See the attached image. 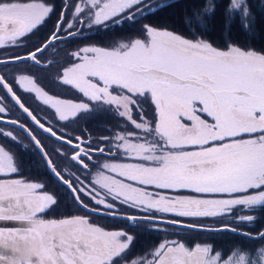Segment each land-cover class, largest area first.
<instances>
[{"label": "snow or ice", "instance_id": "1", "mask_svg": "<svg viewBox=\"0 0 264 264\" xmlns=\"http://www.w3.org/2000/svg\"><path fill=\"white\" fill-rule=\"evenodd\" d=\"M165 6L153 7L150 0H65L51 32L33 40L43 35L54 6L47 0H0V50H15L0 56V123L27 133L57 182L87 213L45 219L56 196L24 178L13 150L0 144V264H264V246L217 249L179 239L130 257L133 235L91 220L111 218L175 236L230 232L264 240V230H243L258 219L244 213L264 209V52L233 44L220 49L141 22ZM212 10L209 4L204 15ZM228 12L238 13L248 27L246 0H230ZM194 16L187 23L203 28L200 14ZM94 30L139 35L105 43L94 41ZM76 37L89 42L71 52L60 47ZM45 73L50 83L80 98L46 90ZM25 96L41 107L28 105ZM143 103L153 106L152 120ZM17 109L24 120L8 119ZM44 109L51 120L40 115ZM104 114L124 125L105 128L111 135L85 138L70 137L52 122ZM26 121L67 145L70 156L54 151L68 157L84 179L59 168ZM0 136L17 142L12 131L0 128Z\"/></svg>", "mask_w": 264, "mask_h": 264}, {"label": "trees", "instance_id": "2", "mask_svg": "<svg viewBox=\"0 0 264 264\" xmlns=\"http://www.w3.org/2000/svg\"><path fill=\"white\" fill-rule=\"evenodd\" d=\"M54 3V13L50 16V18L47 20L46 24L42 27L43 29L41 30L42 32V38L46 34H48L56 20L55 17L60 16L61 10L63 7L60 5H63L61 3L62 0H51ZM161 0H152L150 2H156V6L158 2ZM207 0H171L169 2L164 3L163 5H166L165 7L157 8V11L155 14L149 15L146 19L142 20V23H149L152 24L156 27H161V28H167L171 31L178 32L186 37H190L188 34L191 33V31L188 28V23L187 20L189 21L191 18L194 17L195 11L200 10L201 7H203L204 3H206ZM229 3L230 0H216L215 1V9L212 12V15L207 19L206 23H203V28L196 27L197 31L195 32L197 34V37L200 35L205 37L206 39L210 40L213 44V46L220 48V49H226L229 43H236L239 47L244 48V49H252L257 52H264V7L259 4V2H253L252 0H249V6L251 13L253 15V24L250 28H245L242 25V22L240 20V15L234 16L232 19L230 18L228 8H229ZM136 27H139V25H136ZM193 28V27H192ZM184 31L185 34L182 32ZM199 31L201 33H199ZM192 34V33H191ZM135 36L139 35V33L136 32H130L127 30L124 31H119V30H114L111 33H106L102 30L96 31V34L94 37L102 39L103 42H106L108 39L114 37H119V36ZM41 37H37L36 39ZM106 38V39H105ZM96 41H101L96 39ZM85 42L89 41H81L80 37L76 38H68L64 44H66V47L70 49H74L75 47L79 46L80 44H83ZM68 88V87H67ZM74 92V97L73 98H79V94L75 91ZM79 122L78 120H72L70 123L71 124H77ZM84 129L86 130H91L94 132H99L98 127H96V122L93 120H89V123H85L83 125ZM88 128V129H87ZM68 134V133H67ZM69 135V134H68ZM70 136V135H69ZM42 140V139H41ZM17 152L21 153V150L17 149ZM22 154V153H21ZM35 154V160L38 163V159L41 161V166L40 164H34V171H29L28 166H26L23 175L27 176L28 178H33L35 177L42 178L45 183L46 187L48 189L56 188V190L61 189V191L70 197V194L67 192V189L61 186L55 177L49 172L47 169V166L39 153V151L35 148L34 151ZM23 155H19V160L23 164L25 161L27 162V159H23ZM62 201L66 199V202H61V206L57 207V210L55 213L60 214V215H68L72 211V207L68 205L67 203V198L61 197ZM73 204H75V201L72 200ZM76 205V204H75ZM252 214L256 215L258 218L253 224L247 226L246 228L248 231L257 233L261 231L264 228V209H260L255 212H251ZM50 216L51 213H50ZM58 217V216H57ZM170 231L162 232V239L164 240V237L170 236V239L174 237L179 238V236L175 235H170ZM196 235L197 239L190 240L189 235ZM209 233L199 231V232H188L186 235H180L181 239L183 236H187V241L186 243L189 244V246L194 245V243L198 240L201 239V236L208 235ZM165 235V236H164ZM211 235H214V233H211ZM232 234H228V236H231ZM233 238L236 239L235 244H239L238 240L239 238L238 235L232 236ZM241 237V236H240ZM154 239V243H156V240ZM242 241V239H240ZM151 242V236L146 235L145 238L143 239H137L135 240V246L138 244L142 245L148 244L147 247L150 246ZM152 244V243H151ZM217 244V243H215ZM134 246V247H135ZM133 247V250H135Z\"/></svg>", "mask_w": 264, "mask_h": 264}, {"label": "rangeland", "instance_id": "3", "mask_svg": "<svg viewBox=\"0 0 264 264\" xmlns=\"http://www.w3.org/2000/svg\"><path fill=\"white\" fill-rule=\"evenodd\" d=\"M150 1H152V0H150ZM169 1H171V0H161V1L158 2L157 5H161V4H164V3L169 2ZM215 1L216 0H207L206 3H204L203 7H201L200 10L195 11V14H197V13L200 14L202 23H206L207 19L212 15V12L215 9ZM252 1L253 2L254 1L255 2L258 1L259 4L264 7V0H252ZM47 2L54 6V3L51 0H47ZM67 2L69 3V5H71V4H74L76 2V0H67ZM246 2H247L248 9H249V12H250V17H249V20H248V27H247V29H248V28H250L252 26L254 20H253V15H252L251 10H250L249 0H246ZM61 3L63 5H60V6L63 7L64 4H65V0H62ZM150 3L153 5V7H156V2H150ZM209 4L212 5L213 10L208 15H204V10L206 8H208ZM70 14H71V8L69 9V12H68L69 16H70ZM229 15H230V18L232 19L234 16L239 15V14L236 13V12H233L232 14H229ZM58 17L59 16L55 17V20L58 19ZM194 20H195V16L193 18H191L189 21H194ZM240 20L242 22L241 16H240ZM188 25H189V23H188ZM242 25H243V22H242ZM190 27L191 28L193 27L192 29L194 30V33L197 31L195 23H192L191 25L188 26V28H190ZM94 32L96 34V30H94ZM182 32L185 34L184 31H182ZM176 33H178V32H176ZM191 33L188 34L190 37H187V38H189V39L197 38V34L196 33L193 34V31H191ZM199 33H201V32L199 31ZM48 34H46L45 36H47ZM85 34L87 35L88 33L86 32ZM178 34H180V33H178ZM199 38H202V39L212 43L210 40L206 39L205 37H203L201 35L199 36ZM93 39H94V41H96V39L102 40V39L97 38V37H93ZM111 41H112V38L108 39L105 43H110ZM85 43H87V42H85ZM83 44H80L79 46L75 47L74 49H70L69 50L66 47V44H64V42H63L62 44H60V47L64 48L65 52H71V51L76 50L78 47H82ZM229 44L237 45L235 42L234 43H229ZM13 51H15V50H8V51L0 50V56L10 55V54H12ZM60 55H61V58H63L65 53L62 52ZM34 71L40 72L41 69H34ZM50 71L51 72H55V69L53 68ZM44 75L46 77L45 81H44V86L46 87V90H49L53 94L59 93L62 96V98H65V99H76V98H73L74 97V92H73L74 90H71L69 87L68 88L67 87H63L62 88V87H60L57 84L50 83L49 82L50 81V77H48V74L45 73ZM79 98H77V100ZM9 104H11V101H9ZM29 105H31L33 108H40L41 107L40 105L35 104L34 101H32V102L30 101ZM142 108H143V110L145 112L146 118L149 119V120H152L153 119V115H154L153 106L150 103H143L142 104ZM133 111L135 112V109ZM13 114H16V112H14ZM16 115H18V114H16ZM40 115L41 116H45L46 118H48L50 120L52 119V114L47 109L41 110L40 111ZM89 120H93V121L96 122V127H98V131L99 132L91 131L88 128H87L88 130L84 129L83 125L85 123H89ZM71 121L72 120L67 121V122L56 123L55 120H52V122L55 124L57 129H60L64 133H68L70 135V137L82 136V137L87 138V136L89 134H91L92 137H97V136H101V135H111L110 132L105 131V128H115L116 125H118V124L121 125V126L124 125V121L122 119L118 118V117H115L114 114H111V115L104 114V115H97L94 118L89 117V118L79 119V122L77 124L76 123L75 124H71L70 123ZM116 130H120V129H116ZM35 133H36L38 139H40V140L42 139L41 141H42V144L45 147V150L48 152V154L52 158L53 162L59 168H67L70 173H75L77 176H80L81 179H84V175L82 174L81 170L77 166H75L73 163H71L70 160L68 159V157L59 155V154H57L54 151L55 149L59 148V149H61L62 152H66V153H68V156H70L71 155V149L67 145H63L62 146L60 142H58L54 138L50 137L49 135L45 134L44 132H42L37 127H36V130H35ZM9 148L11 150H13L14 154L16 155L17 149L19 147H18V145L12 147V145L10 144ZM37 159H38V163L41 166V161L39 160V158H37ZM95 159H96V157H93V160H95ZM35 163L38 164L36 160H35ZM91 167H92V165L90 164V168ZM92 171L94 172L95 169L92 168ZM24 178H26V177H24ZM26 179H28V178H26ZM32 181L40 182V183H43L45 185V187L47 186L45 181L42 178L40 179L38 177H35V179L32 180ZM85 182L87 183V181H85ZM46 190L56 196V199H57L58 203H57V205L53 206L50 210H48L44 214V216H50V213H51L52 216H58V217L63 216V215L55 213L57 210H59V209H56V208L61 206V202L62 203L66 202V199L62 201L61 197H63V199H64V197H66L68 205L72 207V211L66 216L87 215V213H85L81 208H79L77 205L73 204L72 200H70V197L66 194V192L64 193V190L62 192L61 189L56 190V188H53V190H52V189H48L47 187H46ZM85 202H87V200H85ZM244 214L254 215L252 213H244ZM254 216H256V215H254ZM228 219H231V217H229ZM208 222L212 223V221H208ZM247 226H249V225L243 226V230L246 231V232H250L246 228ZM262 230H264V228ZM169 231H171V230H169ZM206 233H209V232H206ZM250 233H252L253 235L256 234V233H253V232H250ZM228 234H230V232L214 234V235H211V233H209L208 235L201 236V239L196 241L194 244H196V243H208V244H212L217 249H228V248L232 247L233 245H243L244 247H247V248H258L260 246H264V240L247 239L244 236H241V237L238 236L237 238H239V240H238L239 244H235L236 243V239L233 238L232 236L236 237V234L231 233L232 234L231 236H228ZM189 238H190V240H194V239H197V236L191 234V235H189ZM174 239H179V240H182V241H184L186 243L187 236H183L182 239H181V236H179V238L174 237ZM240 239H242V241ZM164 240H173V238L170 239V236H166V237H164ZM215 243H217V244H215ZM155 244L156 243L150 244V246L145 248V250L148 251V250L152 249L150 247H154ZM144 253H141V250H131L129 252V256L130 257H136V256L142 255Z\"/></svg>", "mask_w": 264, "mask_h": 264}, {"label": "flooded vegetation", "instance_id": "4", "mask_svg": "<svg viewBox=\"0 0 264 264\" xmlns=\"http://www.w3.org/2000/svg\"><path fill=\"white\" fill-rule=\"evenodd\" d=\"M62 10H63V8H62ZM39 37H41V36H39ZM36 38L37 37H33L32 39L35 40ZM26 43H31V42L30 41H26ZM22 99H24L27 102L28 105H29V102L30 101L31 102L33 101L30 96H25ZM14 112H16V114H18V115L13 114ZM17 116H19L21 118V120H24V114L21 113L18 109L17 110H14V111H12V112H10V113L7 114V118H9V119H15ZM26 122L28 123V126L30 128H32L33 131L35 132L36 126L34 124H32L30 121H26ZM0 128H3L6 131H12L13 134L17 137V142H13L10 139L5 138L4 136H0V144H3V145H5L8 148L10 147V144L12 145V147L18 145V147H19L18 150L20 149L22 154L19 153V152H17L16 153V157L19 159V155H23L24 157H23L22 160L27 159V162L25 161L22 164L23 167L21 169V172H24L26 166H28V168H29L28 170L29 171H31V172L34 171V164H35V154H34V151H35L36 146L31 141V139L28 137V135L25 132H23L22 130H20L19 128L15 127L13 125H10V124H6V123H0ZM41 144H42V141H41ZM23 177L28 178L25 175H23ZM28 179L29 180H34L32 177L31 178H28ZM64 217H68V216H61V217H57V216H44L45 219H58V218H64ZM91 220H92L93 223H95L98 226L103 227V228H105L107 230L123 229L125 231H128L131 235H133L135 237V239L133 241V245L131 247V250H133V247L135 246V243H134L135 240H137V239H143V238L146 237V235H150L151 236V242H150V244L151 243H154V239H156V240L158 239L157 241L155 240L156 241L155 246H157L159 243L163 242V239H162V232H163V230L162 231H158V232H154V231H142L140 229L130 228L127 223H124V222H121V221H118V220H114V219H111V218H103V217H96V216H94V217L91 218ZM164 227H166V226H164ZM173 239H174V236H173ZM147 245L143 243L142 245H139L138 246V244H137L134 247V249L135 250H141V253H144L146 251L145 248H147ZM150 248H153V247H150Z\"/></svg>", "mask_w": 264, "mask_h": 264}, {"label": "water", "instance_id": "5", "mask_svg": "<svg viewBox=\"0 0 264 264\" xmlns=\"http://www.w3.org/2000/svg\"><path fill=\"white\" fill-rule=\"evenodd\" d=\"M9 119V118H8ZM6 124H10V125H12L11 123H6ZM14 126V125H13ZM16 127V126H15ZM18 128V127H17ZM39 129V128H38ZM42 131V130H41ZM24 132V131H23ZM26 133V132H25ZM45 134H47L46 132H44ZM27 134V133H26ZM47 135H49V134H47ZM50 136V135H49ZM46 151V150H45ZM40 152V151H39ZM49 155V154H48ZM43 157V156H42ZM43 159H44V157H43ZM44 161H45V159H44ZM47 168H48V170L50 171V169H49V167L47 166ZM50 173H51V171H50ZM52 174V173H51Z\"/></svg>", "mask_w": 264, "mask_h": 264}]
</instances>
